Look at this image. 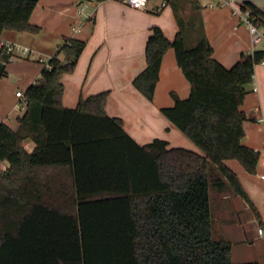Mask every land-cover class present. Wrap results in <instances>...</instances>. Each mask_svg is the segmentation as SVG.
Returning <instances> with one entry per match:
<instances>
[{"label": "trees", "instance_id": "obj_1", "mask_svg": "<svg viewBox=\"0 0 264 264\" xmlns=\"http://www.w3.org/2000/svg\"><path fill=\"white\" fill-rule=\"evenodd\" d=\"M37 1L0 0V37L5 29L39 32L30 21ZM240 6L264 28V9L251 0ZM85 45L64 35L23 91L17 127L0 121V159L9 161L0 170V264H259L234 261L232 241L214 235L211 189L238 193L263 222L225 160L257 170L260 150L244 141L241 104L264 45L226 65L204 32L188 45L184 29L169 37L160 24L151 25L146 65L133 84L153 99L163 55L172 47L190 90L181 96L171 89L173 103L161 111L200 150L160 136L137 141L123 117L107 111L108 89L66 105L62 75L74 70ZM10 60L0 45V77ZM28 136L35 140L31 150L23 143Z\"/></svg>", "mask_w": 264, "mask_h": 264}, {"label": "crops", "instance_id": "obj_2", "mask_svg": "<svg viewBox=\"0 0 264 264\" xmlns=\"http://www.w3.org/2000/svg\"><path fill=\"white\" fill-rule=\"evenodd\" d=\"M242 1L199 0L204 33L214 47V55L226 65L233 64L242 52H250L264 45V40L253 41L247 23L234 11ZM251 1L264 9V0ZM80 2L38 0L30 21L40 25L41 30L33 33L5 29L1 37L38 52H46L47 58L57 50L64 35L85 39L86 45L74 70L65 71L62 75L64 103L75 106L80 95L108 89L107 111L122 116L124 127L137 141L144 143L160 136L167 138L171 145L172 139L168 133L173 130V122L162 113L161 106L173 103L171 89L181 96H186L190 90V83L176 61L174 49L170 47L164 53L155 94L153 99H149L133 84V77L146 65L145 43L150 27L155 23L134 27L133 32L126 35L130 28H119L121 12L142 7H133L124 2L117 9L114 0H92L87 10L94 12L88 16L84 11L78 12ZM174 34L168 36L173 37ZM38 35H46L47 38L43 40ZM40 40L46 43L45 47ZM60 56L64 57V53H60ZM19 57L7 62L8 73L0 77V121L6 120L13 127L18 125L14 118L17 114H14L20 96L16 91H24L31 82L37 81L42 67L47 63L42 56L39 60ZM241 107L247 114L244 141L260 150L257 170L249 172L236 158L225 161L237 172L263 222L259 221L244 197V201L240 200L238 193L228 187L211 189L213 233H217L216 237L232 241L234 261L257 259L259 264H264V177L261 175L264 173V61L255 64L254 78L248 83ZM23 143L31 150L35 140L28 136ZM8 165L7 159H0V170ZM259 226L263 227L262 233L258 232ZM236 243H241L237 250Z\"/></svg>", "mask_w": 264, "mask_h": 264}, {"label": "rangeland", "instance_id": "obj_3", "mask_svg": "<svg viewBox=\"0 0 264 264\" xmlns=\"http://www.w3.org/2000/svg\"><path fill=\"white\" fill-rule=\"evenodd\" d=\"M124 0H114V7L119 8V5L124 3ZM126 3V2H125ZM117 4V5H116ZM121 9H119V12ZM85 13V11H84ZM151 23L161 24L167 35L172 36L176 29H184L186 33V42L188 45H193L199 39V37L204 32V21L201 15L200 8L196 7L192 0H168V4L165 6L161 5V0H149L147 7H142L139 9H131L127 12H121V20L119 22V28L121 30L129 27V31L125 32L126 35H130L133 32L132 29L137 26H147ZM42 34V33H41ZM39 38L45 40L46 35H38ZM45 42V41H44ZM42 46H46V43L41 42ZM42 56V60L48 61L46 52H38L33 50V54L30 56H20L27 57L35 60H39ZM24 108H17L15 114H20L23 112ZM15 118V117H14ZM171 141V145H192V148L200 150L196 142L186 135L176 124L173 123V130L168 133ZM236 160V159H235ZM212 189H214L212 187ZM240 200H245L242 196L239 197ZM242 201V202H243ZM215 222V220H214ZM217 236V233H214ZM256 246V245H255ZM241 247V243L235 244V250ZM254 246H252L253 248Z\"/></svg>", "mask_w": 264, "mask_h": 264}, {"label": "built area", "instance_id": "obj_4", "mask_svg": "<svg viewBox=\"0 0 264 264\" xmlns=\"http://www.w3.org/2000/svg\"><path fill=\"white\" fill-rule=\"evenodd\" d=\"M92 0H81L79 3L77 10L78 12L87 13L88 16L93 15V10H87L89 7V4ZM129 5L133 7H146L149 0H124ZM168 3V0H161V5L165 6ZM235 12H238L242 20H244L249 28V31L251 33L253 41H261L264 40V30L261 26L258 25L256 21H254L250 16V8H241V6H236L234 8ZM0 45H5L6 49L11 52V59H13L16 56H30L33 54V49L27 45L21 44L19 42L4 39L0 37ZM264 61V60H263ZM16 93L20 96V101L17 103L18 108H24L26 99L24 97V93L21 89H18ZM264 177V173L261 174ZM258 232H263V227H258Z\"/></svg>", "mask_w": 264, "mask_h": 264}]
</instances>
